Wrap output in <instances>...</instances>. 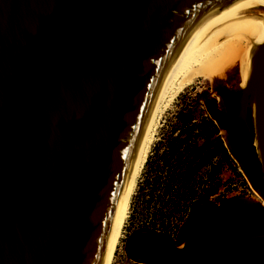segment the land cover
I'll use <instances>...</instances> for the list:
<instances>
[{
	"label": "water",
	"instance_id": "1",
	"mask_svg": "<svg viewBox=\"0 0 264 264\" xmlns=\"http://www.w3.org/2000/svg\"><path fill=\"white\" fill-rule=\"evenodd\" d=\"M264 0H0V264H106L158 98L175 67L220 20ZM264 184V42L245 91ZM222 99V89L218 90ZM264 198V190H258ZM152 228L139 235L184 253Z\"/></svg>",
	"mask_w": 264,
	"mask_h": 264
},
{
	"label": "rangeland",
	"instance_id": "2",
	"mask_svg": "<svg viewBox=\"0 0 264 264\" xmlns=\"http://www.w3.org/2000/svg\"><path fill=\"white\" fill-rule=\"evenodd\" d=\"M241 73L239 68L237 75ZM222 91L234 93L226 87ZM219 101L211 84L197 81L182 91L166 112L133 197L125 238L114 264H135L127 259L124 245L139 228H152L182 244L190 205L195 200H211L221 207L237 202L244 216L264 213L260 189L229 155L226 136L210 113L212 107L223 111ZM239 216L234 215L235 222ZM203 243L212 249V256L197 248L194 257L178 260L182 264H264V241L232 243L229 236L214 229Z\"/></svg>",
	"mask_w": 264,
	"mask_h": 264
},
{
	"label": "bare ground",
	"instance_id": "3",
	"mask_svg": "<svg viewBox=\"0 0 264 264\" xmlns=\"http://www.w3.org/2000/svg\"><path fill=\"white\" fill-rule=\"evenodd\" d=\"M263 42L264 9L237 11L216 23L175 67L150 120L106 264H114L116 253L125 238L132 200L141 175L158 141L164 116L178 95L197 81L208 82L215 92L224 87L245 91L253 61ZM239 68L242 70L241 76L237 75Z\"/></svg>",
	"mask_w": 264,
	"mask_h": 264
},
{
	"label": "flooded vegetation",
	"instance_id": "4",
	"mask_svg": "<svg viewBox=\"0 0 264 264\" xmlns=\"http://www.w3.org/2000/svg\"><path fill=\"white\" fill-rule=\"evenodd\" d=\"M236 90H239V88ZM226 92L229 94H239V97L234 102H231L224 97V93ZM221 97L222 99H220L219 104H220V108L223 111H220L215 107L210 108V111L213 115L214 122H216L220 131H222L226 136L225 147L229 155L245 171V173L247 174L253 185L261 190H264V184H262L263 180L261 175V166L258 173H260L261 175L262 183L260 182V179L255 173V170L257 169L256 162L259 163V160H258V156L257 158H255L253 155V151L255 150L253 149V145H252V133L249 129V123L241 116V105H240L241 95L237 91L234 93H230L228 91H222ZM222 208L227 214V216L231 217V219L230 218L229 219L232 221V223L239 227H242L244 225L243 219L253 216L255 217L260 216L257 214L244 216L243 211L237 202H230L228 206L225 207L223 206ZM235 214L240 215L239 222H235L234 220ZM204 215H202L201 212L197 213L196 210L194 216V232L190 245L184 253L177 254L172 264H182V261L178 260L179 257H184V258L194 257L195 255H197V248H203V250L205 249L204 250L205 253L212 256L213 255L212 249L209 247L205 248L203 246L204 245L203 241L207 239L209 230L220 229L223 232L224 237L226 236L230 237L232 243L240 242L244 244H249L247 243L249 241H242L235 237H232L223 220L221 222L218 219L208 218L205 217ZM130 250L134 255L137 254L136 249L134 248L132 249L130 247Z\"/></svg>",
	"mask_w": 264,
	"mask_h": 264
},
{
	"label": "trees",
	"instance_id": "5",
	"mask_svg": "<svg viewBox=\"0 0 264 264\" xmlns=\"http://www.w3.org/2000/svg\"><path fill=\"white\" fill-rule=\"evenodd\" d=\"M224 97L231 101L234 102L238 97L239 94H229V93H224ZM211 113V111H210ZM212 115V113H211ZM213 117V115H212ZM253 155L255 158H257V154L255 151H253ZM257 164V169L255 170L256 175L260 179V182L262 183L261 180V175L258 173L260 169V165L258 162ZM263 184V183H262ZM200 213L204 215L205 217L208 218H215L218 219L222 222V219L220 216L211 208L201 206L197 209V213ZM230 219L231 217L228 216ZM244 225L242 227L235 226V228L243 233V234H248V235H255V234H263L264 233V213L260 215L259 217H249L243 219ZM261 242L260 240L256 241H249L247 243H253L257 244ZM131 248L137 250L136 256L142 258V259H147V260H153L156 261L159 264H172V262L175 260V257L177 254L173 253L170 248L168 243L165 240L158 239L154 236L151 235H139L137 236L131 245Z\"/></svg>",
	"mask_w": 264,
	"mask_h": 264
}]
</instances>
